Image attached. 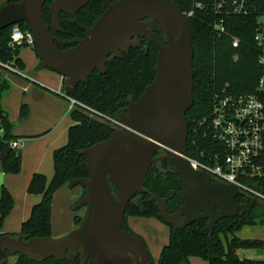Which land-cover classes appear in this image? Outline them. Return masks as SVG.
Segmentation results:
<instances>
[{"label": "water", "instance_id": "1", "mask_svg": "<svg viewBox=\"0 0 264 264\" xmlns=\"http://www.w3.org/2000/svg\"><path fill=\"white\" fill-rule=\"evenodd\" d=\"M90 0H55L47 24L46 0H21L0 9V32L26 24L34 35L41 68L66 79V93L73 95L79 83L89 84L96 71L107 72V64L128 53L144 38L158 48L156 77L137 102L116 120L121 128L110 139L85 150L90 178L77 179L72 187L85 194L74 210L87 208L84 224L62 238L0 237V252L31 254L44 259H64L68 251L82 249V264H151L145 242L133 234L126 221L129 204L146 194L145 183L152 166L167 162L179 175L178 210L169 213L167 199L153 197L160 217L176 229L206 220L213 236L219 221L239 213H251L257 198L240 203L239 189L213 181L208 172L196 170L189 158L187 112L194 103V40L190 19L173 0L106 1L103 14L86 37L68 50H60L51 30L61 31L60 15L75 17ZM146 20L158 22L166 36L163 43ZM78 24L75 19L73 21ZM0 90V118L2 117ZM2 128L0 127V132ZM160 152L162 156H157ZM4 174L0 173V186Z\"/></svg>", "mask_w": 264, "mask_h": 264}, {"label": "trees", "instance_id": "2", "mask_svg": "<svg viewBox=\"0 0 264 264\" xmlns=\"http://www.w3.org/2000/svg\"><path fill=\"white\" fill-rule=\"evenodd\" d=\"M21 0H10L7 4ZM55 0H46L44 14L47 24H51L50 6ZM115 3L119 0H90L75 17L65 13L60 15L61 31L52 34L61 42H56L60 50H68L77 45L75 40L86 36L104 12V2ZM185 13L195 9V4L205 0H173ZM253 9L246 16H235L227 19L225 26L230 36L218 37L215 25L220 17L211 11L195 10L190 18L194 40V104L187 112L189 123L188 150L192 158L206 162L204 148L207 142L194 134V123L210 116L215 94L227 89L236 95L262 94L260 81L264 77V67L259 64V57L264 48L259 46L255 37L260 27V19L264 15V0H255ZM1 9V7H0ZM78 21L75 24L74 20ZM28 31L26 24H21ZM13 27L0 32V62L16 69L10 72L0 68V90H10L7 74L19 76L17 72L26 69L20 58L21 49L13 51L10 47ZM233 38L240 40L238 48L232 45ZM150 52L133 49L129 54L117 58L107 64V72L96 71L89 84L79 83L73 95H69L79 104L70 111L73 125L69 129L67 144L57 149L53 155L54 176L51 180L43 174H34L28 186V194L42 196V201L33 207L30 219L23 223L20 235L26 240L49 238L52 236V206L55 194L74 180L90 178V168L83 152L98 143L106 141L117 131L118 126L109 119L117 120L126 112L127 102H137L145 89L156 77L158 49L150 43ZM36 51V47L34 48ZM37 53V51H36ZM38 56V55H37ZM237 57V59H235ZM67 80L64 79L66 85ZM65 87V86H64ZM65 89V88H64ZM22 120L29 117V108L22 106ZM3 135L0 138V168L6 175H20L22 172V154L11 148V143L18 139L13 135V125L7 116L0 118ZM264 164V156L262 159ZM179 175L167 162L153 166L147 176L146 194L136 195L126 212L138 218L160 217V209L153 197L167 199L169 213L178 210L183 202L178 195L181 190L177 179ZM251 186L264 193V178L251 181ZM85 193V191H84ZM253 199L240 195V203H250ZM15 207V200L5 185L0 186V237L7 218ZM75 207V206H74ZM73 207V209H74ZM264 220V204L256 203L251 213H239L234 218L222 219L218 222L213 236L206 230V220H198L184 229L169 227V243L163 247L158 264H190V258L197 257L209 264H264V260L240 258L235 251L239 249L264 250V241L244 240L236 234L247 225H255ZM84 218L76 217L75 225L83 223ZM15 237L16 235H11ZM224 239L227 246L224 244ZM18 264H65L64 261L50 258L44 261H31L21 258Z\"/></svg>", "mask_w": 264, "mask_h": 264}, {"label": "built area", "instance_id": "3", "mask_svg": "<svg viewBox=\"0 0 264 264\" xmlns=\"http://www.w3.org/2000/svg\"><path fill=\"white\" fill-rule=\"evenodd\" d=\"M255 0H205L195 4V9L185 13L190 19L195 10L210 9L220 19L215 25L218 37L230 36L225 26L227 19L235 16H246L253 9ZM264 15L262 16V18ZM255 41L264 48V23L260 22ZM232 45L238 48L240 40L233 38ZM9 47L18 49L35 48L34 35L28 30L24 31L20 25L13 27ZM237 59V57H235ZM260 66L264 67V50L259 57ZM0 68L10 72L16 69L9 64L0 62ZM21 76L20 72H17ZM260 91L264 92V77L260 81ZM70 105V111L79 104L67 94L61 93ZM114 125L121 128L115 119H109ZM194 134L201 136L207 142L204 152L206 162L192 158L189 160L196 170L208 172L213 181L234 185L239 189V196L257 198L264 204V193L251 186L252 180L264 178V98L262 94L236 95L223 89L215 94L213 110L208 117L196 120ZM24 142L16 139L11 148L22 151Z\"/></svg>", "mask_w": 264, "mask_h": 264}, {"label": "crops", "instance_id": "4", "mask_svg": "<svg viewBox=\"0 0 264 264\" xmlns=\"http://www.w3.org/2000/svg\"><path fill=\"white\" fill-rule=\"evenodd\" d=\"M8 1L10 0H0V7L3 8L6 6ZM8 76L9 74L6 75V78H8ZM37 79L36 77L35 80ZM29 81L31 83L24 84L25 86H23V88L30 95V102H27L31 106V109H33V111L40 109L41 112H44L43 115L47 119L54 117V120L52 119V121H49L37 131H28L24 128L22 132L25 133L17 131L16 134H14L18 139L25 140V147L23 151H21L23 158L22 163L24 166L21 174L17 176L6 175L0 168V173L4 174L3 185H5L15 200L14 210L5 222L4 231L1 232L4 234L3 236H11L13 234L16 235L15 237L21 236L20 232L23 223L30 219L33 207L42 201V196H32L28 194L27 191L30 181L34 174H43L47 176L49 180L53 178L54 152L67 144L69 129L73 125V121H69V114L66 111L65 102L68 100L61 96L60 93L52 91L49 87L44 85L45 83L40 79H38V81L30 79ZM62 83L64 84V79ZM61 93H63V91H61ZM8 106L6 100H4V109L9 110ZM1 109L2 114L9 119V114L3 110L2 106ZM54 114L55 116H52ZM17 126L18 128L21 127L20 124ZM58 131H61L60 135H56ZM2 135L3 131L0 132V138ZM29 155L34 156V162L26 167L24 160L26 156ZM81 197V188L72 187L71 184L65 185L55 194L53 200L51 237L62 238L75 230V218L78 217L79 214L74 211L73 207L79 202ZM56 214H59L61 218L59 219L56 217ZM13 262L11 258L9 263L13 264ZM190 264H204V262L197 257H193L190 258Z\"/></svg>", "mask_w": 264, "mask_h": 264}, {"label": "rangeland", "instance_id": "5", "mask_svg": "<svg viewBox=\"0 0 264 264\" xmlns=\"http://www.w3.org/2000/svg\"><path fill=\"white\" fill-rule=\"evenodd\" d=\"M259 21L264 23V17L261 18ZM146 23L151 24L152 28L156 24L150 20H146ZM20 58L25 63L26 69L20 72L21 76H15L9 74L7 79L10 84V90L2 94L3 100L1 101V106L3 107V110H5L4 100H6L7 106L9 105L8 106L9 110H5V111L7 112V114H9L10 117L9 119L11 120V123L13 125V135L16 134L17 131H20V133H25L22 132L24 128H26L28 131H37L41 129L46 123L52 121V119L54 120V117L47 119L43 115L44 112H41L40 109L35 111L31 109V106L27 102V101L30 102L29 99L30 95L23 88V86H25L24 84L31 83L29 81L30 79L33 81H38V79H40L43 81V83H45L44 85L49 87L52 91H55L60 94L61 91H63V93H66V89H64L66 88V85L62 83L63 78L59 74L51 70L41 68L40 66L41 60L37 56V53L34 48L23 47L20 52ZM36 77L38 78L37 80H35ZM65 103H66V111L69 114L68 116L70 119L69 121H72L70 116L69 102L66 101ZM23 105H28L30 110L29 117L26 120H22L21 117ZM31 112H32V116H31ZM52 116H55V114ZM18 124H20L21 127L18 128L17 126ZM117 130L119 129L117 128ZM60 133L61 131H58L56 135H60ZM66 138H67V133H66ZM22 141L24 142V147H25V140L22 139ZM158 155L162 156L163 153L160 152ZM33 162H34V156H30V155L26 156L24 160L26 167L30 166ZM23 166L24 164L22 163V171H23ZM81 191L83 196L85 194L84 193L85 190L81 188ZM77 204L75 206H77ZM52 212H53V206H52ZM75 212L79 214V217L84 218L85 221L87 215V208L82 207ZM56 217H58L59 219L61 218L59 217V214H56ZM84 221L78 227L80 226L82 227ZM127 225L129 230L136 236L140 237L147 245L150 253L151 264H158L163 247L169 243L170 231L168 225L165 222L156 218H138L133 216H129L127 218ZM2 231H4V227ZM236 235L244 240L264 241V220L257 221L255 225L245 226L241 231L237 232ZM224 244L225 246H227V242L225 239H224ZM235 253L240 258L243 259L264 260V250L239 249L236 250ZM199 259L202 262H204V264H208V262L206 263L205 260L201 258Z\"/></svg>", "mask_w": 264, "mask_h": 264}, {"label": "flooded vegetation", "instance_id": "6", "mask_svg": "<svg viewBox=\"0 0 264 264\" xmlns=\"http://www.w3.org/2000/svg\"><path fill=\"white\" fill-rule=\"evenodd\" d=\"M106 1L104 2V5H105ZM104 5H103V8H104ZM105 10V8H104ZM155 26H153V28H151V30L155 33V35L163 42V43H166V36H165V33L161 27V25L158 23V22H155ZM87 30V29H86ZM86 37V36H85ZM84 37V38H85ZM83 39V38H82ZM78 40L80 39H77L75 40V42H77ZM136 41H138V45L136 47H130V50L128 53L126 54H129L131 52V50L133 49H140L141 51H144L146 50V54L148 55L149 52H150V41L144 39V38H138ZM152 45H154L153 43H151ZM156 47V46H155ZM157 48V47H156ZM158 49V48H157ZM159 52V51H158ZM121 57L123 55H125V53L121 52L120 53ZM121 57H118V58H121ZM157 58H158V53H157ZM117 59V58H116ZM115 59V60H116ZM158 63V62H157ZM194 104V103H193ZM188 114V113H187ZM120 129V128H119ZM157 156H160V155H157ZM158 165V164H156ZM154 165V166H156ZM153 167V166H152ZM151 167V168H152ZM151 170V169H150ZM79 203V202H77ZM80 227L76 226L75 230H78ZM73 231V232H74ZM23 237V236H22ZM24 240L25 241H29V240H26V238L24 237ZM13 259V264H18L20 263V259L21 258H28L29 260L31 261H44V260H47V259H44L43 257L41 256H32L31 254L23 257L21 254H13V253H10L8 251H6V254L4 256L1 255V252H0V264H10V259ZM50 259V258H49ZM56 259V258H55ZM58 260H62L65 262V264H82L83 261H82V249L79 250V252L75 253V252H71V251H68L67 254H66V257L64 259H58Z\"/></svg>", "mask_w": 264, "mask_h": 264}]
</instances>
